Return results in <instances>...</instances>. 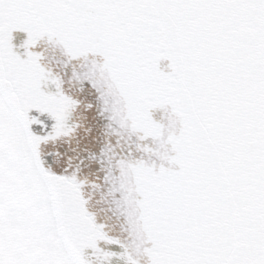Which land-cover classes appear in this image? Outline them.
<instances>
[{
	"label": "snow or ice",
	"instance_id": "6c2138e0",
	"mask_svg": "<svg viewBox=\"0 0 264 264\" xmlns=\"http://www.w3.org/2000/svg\"><path fill=\"white\" fill-rule=\"evenodd\" d=\"M0 264H264V0H0Z\"/></svg>",
	"mask_w": 264,
	"mask_h": 264
}]
</instances>
